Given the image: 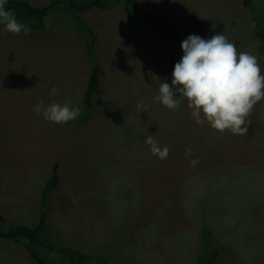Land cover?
I'll list each match as a JSON object with an SVG mask.
<instances>
[{
    "label": "rangeland",
    "instance_id": "rangeland-1",
    "mask_svg": "<svg viewBox=\"0 0 264 264\" xmlns=\"http://www.w3.org/2000/svg\"><path fill=\"white\" fill-rule=\"evenodd\" d=\"M138 1L173 19L190 11L217 18L237 52L254 54L264 73L261 42L253 33L264 0ZM120 8L108 16L117 19ZM71 13L55 9L57 19L46 29L27 34L0 24V212L6 222L35 223L55 164L59 180L46 212L59 243L110 262L193 264L199 229L207 224L218 249L210 264H264V98L246 117L251 122L244 134L197 124L185 99L175 109L153 101L160 81L171 84L159 30L137 27L123 38L115 20L108 32L101 11L84 12L94 43L96 29L113 43L105 59V39L99 41L103 65L87 111L83 94L96 60L71 23L64 31L62 18ZM186 36L174 39L178 56ZM53 85L59 95H50ZM39 100H67L79 115L66 123L46 121L33 111ZM140 100L146 108H137ZM149 136L169 147L165 158L150 151ZM0 264L37 263L22 243L0 238Z\"/></svg>",
    "mask_w": 264,
    "mask_h": 264
},
{
    "label": "clouds",
    "instance_id": "clouds-1",
    "mask_svg": "<svg viewBox=\"0 0 264 264\" xmlns=\"http://www.w3.org/2000/svg\"><path fill=\"white\" fill-rule=\"evenodd\" d=\"M7 0H0V24L4 31L27 34L30 27L17 19L14 11L5 7ZM183 55L174 63L171 84L160 81L158 91L153 96L169 109L179 107L185 99L187 107L197 124L207 123L211 128L232 134H244L251 122L249 116L253 105L264 98V73H261L257 57L247 51L237 52L234 43L222 33L201 37L188 34L180 44ZM50 95H59L56 85L49 90ZM146 108L143 100L137 108ZM33 111L52 123H66L79 115L78 106H70L65 100H52L45 104L39 100ZM146 142L150 151L163 159L169 152L167 145L160 146L151 136ZM186 153L191 152L186 147ZM196 158L191 160L195 165Z\"/></svg>",
    "mask_w": 264,
    "mask_h": 264
},
{
    "label": "trees",
    "instance_id": "trees-1",
    "mask_svg": "<svg viewBox=\"0 0 264 264\" xmlns=\"http://www.w3.org/2000/svg\"><path fill=\"white\" fill-rule=\"evenodd\" d=\"M247 1V0H246ZM249 2V1H247ZM246 2V3H247ZM113 5H120L128 17L139 28L157 29L161 32L163 42L168 48L167 72L172 73L174 63L181 56L174 51V39H180L188 34H203L210 37L212 34L221 33L223 24L217 18H200L195 11H190L181 19H173L163 14L153 12L151 9L142 6L138 0H51L44 5H34L28 0H7L5 7L14 11L18 20L26 22L30 30L46 29L49 22L57 19L53 15L55 9L73 10L70 16L64 19L71 23L85 37V48L88 56L94 59V33L87 25L80 13L91 8H108ZM264 12L258 14L253 24V33L261 42L260 50L264 53ZM98 71L96 64L92 67L87 86L83 94V107L87 111L92 107V93L97 90ZM54 172L45 181L39 200V213L33 224H11L7 223L0 212V238L22 243L30 257L37 264H139L126 261L110 262L102 254H90L80 248L57 242L50 233L47 220L46 207L52 189L59 180L55 172L56 165H53ZM213 230L207 224L201 225L199 229V252L193 264H210L216 258L218 249L212 246Z\"/></svg>",
    "mask_w": 264,
    "mask_h": 264
},
{
    "label": "crops",
    "instance_id": "crops-1",
    "mask_svg": "<svg viewBox=\"0 0 264 264\" xmlns=\"http://www.w3.org/2000/svg\"><path fill=\"white\" fill-rule=\"evenodd\" d=\"M28 1L35 2V1H43V0H28ZM115 6L118 7V5H113V6L108 7V8H99L98 7L101 10H95V11H91L90 10L91 8H89V9L83 11L80 15L82 16L84 12L85 13L86 12H88V13L89 12H94V13L98 12L99 13V11H101L102 12L101 13V15H102V19L101 20H107L109 22V31L108 32H112L113 27H114L113 20H115L117 22V26L115 27V29H117L120 32V34L122 35V37L125 38L126 33L130 32V30L135 31V29H137V25L128 17V15L126 14V12L123 10L122 7L120 8V9H122L121 11L118 10L119 13L116 15L117 19H113L112 20V18L108 16V13L112 9V7H115ZM83 19H84V17H83ZM63 23L65 25L63 27L65 29L64 31H67V32L70 31L69 27H71V26H69V25H71V24L69 22L65 21V20H64ZM67 23H69V24H67ZM87 25L89 26L88 23H87ZM96 28H97V25L95 26V29ZM71 29L73 31H76L77 35L81 36L80 32L73 25H72ZM36 30H40V29H36ZM95 32H96V36H95L94 52L96 50V52H95V60H96V67H97V71H98V80H99L101 65H103V63L101 62V49H100V46H99V41L101 40V38H104V37L101 35V31L99 29L98 30L96 29ZM108 35H109V33H108ZM113 38H115L117 40L116 37H113ZM104 39H105V48H106L105 53H106V55H104V56L102 55V56L105 59H109L108 50L110 48H112V46H113L112 44L113 43L107 38H104ZM41 41H44V40H41ZM84 47H85V43H84ZM120 48H122V46H119L117 49H120ZM85 51H86V48H85ZM86 53H87V51H86Z\"/></svg>",
    "mask_w": 264,
    "mask_h": 264
}]
</instances>
